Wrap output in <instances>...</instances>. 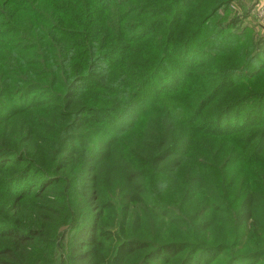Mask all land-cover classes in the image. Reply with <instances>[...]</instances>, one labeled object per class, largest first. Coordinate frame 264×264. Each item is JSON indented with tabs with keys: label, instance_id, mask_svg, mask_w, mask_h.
I'll return each mask as SVG.
<instances>
[{
	"label": "trees",
	"instance_id": "trees-1",
	"mask_svg": "<svg viewBox=\"0 0 264 264\" xmlns=\"http://www.w3.org/2000/svg\"><path fill=\"white\" fill-rule=\"evenodd\" d=\"M94 1L96 10L89 4ZM229 1L105 0L100 6L99 0H0V17L13 4L22 17L32 12L26 28L15 24L12 31L27 45L33 39L43 53L38 79L52 90L35 84L46 93L39 98L61 102L67 90L75 98L80 88L106 106L91 114L108 134L144 103L155 105L151 113L160 112L155 115L166 126H145L147 144L117 158H108L110 151L69 148L63 136L56 158L39 162V149L19 147L30 134L19 144L0 136V264H53V212L46 203L65 183L68 163L79 161L86 176L97 171L100 188L84 186L88 203L84 198L79 210L69 205L77 212L64 247L67 264H264L263 93L226 105L218 100L225 89L262 79L264 36L256 41L250 30L232 32L238 22L217 12ZM114 49L116 60L109 57ZM214 51L235 62L219 76L208 72L213 64L197 63L198 55L210 61ZM183 71H190L192 82L206 77L194 98L186 97L192 82H184ZM122 98L131 106L121 117H107L104 111H118ZM7 105L13 110L17 104ZM21 112L8 111L4 120ZM53 113L62 126L71 117ZM231 142L242 143V151L227 153ZM100 159H109L106 172L96 168ZM109 217L113 228L104 227ZM68 225L69 218L61 228Z\"/></svg>",
	"mask_w": 264,
	"mask_h": 264
},
{
	"label": "rangeland",
	"instance_id": "rangeland-1",
	"mask_svg": "<svg viewBox=\"0 0 264 264\" xmlns=\"http://www.w3.org/2000/svg\"><path fill=\"white\" fill-rule=\"evenodd\" d=\"M92 1L93 0H87V2ZM263 1L264 0H230L228 2V6L225 7L226 11L222 8L217 11L218 16L221 18L227 17L228 19L236 20L238 25L232 32L241 34L244 29H247L248 31L250 30L253 38L257 41L258 38L264 36V12L260 10V8L264 6ZM89 4L93 6L92 8L94 10L98 7V5H93L97 4L96 1ZM98 4L100 6H105L107 3L105 0H99ZM19 10V5L13 4L10 9L11 13H5L4 17H0V34H7L0 35V60L5 61V63H1L0 61V97L9 96V98H0V136L12 138L17 142V144H19V142L25 140V138L30 134L31 141H29L28 144L21 143L19 147L21 146L20 148L23 152L27 150L26 148H31L32 146L33 148L39 149L36 157L39 162H45L48 159L51 160L56 158L54 155L57 152L56 143L60 137L63 138V136H65L63 139H65L69 148L73 147L77 150L82 149L83 152H88V148H94L98 152L102 153L104 151H110L108 158H110L111 155L116 158L123 155L128 156L130 155L129 153L133 151V148L137 147V145L145 146L147 143L144 138H141V134L143 130H145V126L148 125L149 128L151 126L153 127V123H158L160 118H162V115H155L161 114L160 112L154 114L151 113L152 108L155 106L153 104L144 103L140 108L136 110L133 109L130 112L131 116L129 115L130 113L128 114L131 119L126 120L122 125L120 124L121 126L117 127L114 133L108 134L109 131H107V128L96 125L95 119L97 117H94V115L91 114V111L94 110L95 107L106 108V106L95 103V98L89 97L88 93L83 92L80 88L77 89L75 93L81 92V94L75 98L72 96L68 97L67 93L69 90H67L65 94L61 95V102H56L53 99V101L48 103V101L51 100L50 98L38 97V95L46 93L41 87L36 89L35 84H45L44 87L46 89H52L47 82L42 83L38 79L39 76H41L39 75V70L42 69L39 58L41 59V55L43 53L41 52L38 54L39 49L36 45L34 46L33 39H30L31 41L29 45H27L29 42L28 40H21L19 36L15 35L12 31L15 24H17L19 28L24 29V27H27L28 23L32 22V20H29L32 16L31 11H28L27 15H23L22 17ZM226 12L227 14L225 15ZM14 14H18V16L13 18ZM11 18H13V21H18V23H12L10 20ZM26 35H28L27 31ZM249 35L250 33L246 36L248 37ZM250 37L251 35L248 38ZM222 40H224V38ZM209 46H218V43L216 42L215 44H210ZM25 48H28V50L23 51ZM224 49L227 50L228 46L224 45ZM78 51L79 54H82L81 48H79ZM115 53L116 49L109 53V57L116 60ZM213 53V59L210 61H206L202 55H198L197 57V63L213 64L211 69L208 70L211 74L219 76L225 71V69H227L224 68L226 64H229L230 67L235 63H231V61H233L232 56L229 57L223 52L216 53V51H214ZM8 64H10V67L4 70L2 65L7 66ZM71 66L72 65H70V67ZM104 66L105 65L102 63L101 67ZM63 68L61 69L64 71ZM47 70L50 69L47 68ZM104 70H106V68ZM202 70H198V72H201ZM182 74L184 82L186 80L187 82H192V78L187 77V75L190 74V71H183ZM44 76L47 78L50 74L47 73L44 74ZM201 80L204 82L206 77L204 76L203 78L201 77L195 79L190 84L191 87L187 90L186 97L194 98L196 96L197 89L199 88L198 84ZM214 80L217 82L218 77ZM251 93L255 96L263 93L264 98V75L262 76V79L260 78L253 84L245 83L243 86L237 84L232 89H225L223 94L218 97V100H221V102L226 105L232 103L235 99L242 100L251 98ZM12 94L16 95L15 100H12ZM242 96L245 98H240ZM126 99L128 98H122V106L118 111L115 110L111 114L108 110H105L104 113L106 116H115L116 118L121 117V112L125 108H129L131 106V100ZM36 100L40 101L35 102ZM8 103L11 105L17 104L15 106L16 109L11 110L13 107H7ZM42 108H46L47 110L41 111L40 109ZM8 111H23L20 114L22 117L15 115L11 120L5 121L4 118L8 116ZM53 112H59L66 115L70 114L71 117L65 125L62 126L60 121L56 118V114ZM137 112H143V114L148 113V116H137ZM68 123L69 126L67 127ZM29 125H31L32 128H30ZM158 125L160 129L166 127L160 122ZM20 127H24V129H21ZM261 128H264V124L258 127V129ZM97 130H103V133H98ZM26 144L28 147H25ZM93 144L98 145L96 147H90L91 145L93 146ZM241 148L242 143L240 142H231L226 146L227 153H240L242 151ZM90 150V153L93 152V149ZM59 159L60 157H58L57 160ZM248 159H250V157ZM108 160L109 159H100L99 162L95 164L97 170L100 167V170L106 172ZM59 161L56 164V168H58ZM226 161H229V159ZM79 162L81 163H76L75 165L68 163L66 167V174L63 177L65 183L63 185H56L55 194H50L48 197L49 203H46V206L51 208L53 212L49 213L53 229L55 230V235L49 237L51 240V258L53 257V264H67L64 247L68 242L70 224L73 221L72 217L75 216L77 212L76 210H70L69 205L71 202H74L75 206H72V208H77L79 210L82 202L84 203V198L85 204L87 202L86 197L83 196L84 186L96 188V185H100V181L95 180L97 171L91 176H86V173L82 171V168H85L84 163L82 161ZM191 163H193V161ZM61 175L63 174L60 173L59 176ZM105 176L107 175L105 174ZM86 177L91 178L92 181H94L90 182L85 180ZM99 188L100 186L97 189ZM108 190L109 188L105 189V192L107 193ZM90 192L91 191L89 189L87 194H90ZM43 203L45 204V201H43ZM62 204L65 206H62ZM87 206L85 205L86 208ZM95 206L97 205L92 204L95 211L99 210ZM68 218L69 225L61 228ZM110 220V217L104 220L106 223V226H104L105 228H113V222Z\"/></svg>",
	"mask_w": 264,
	"mask_h": 264
},
{
	"label": "built area",
	"instance_id": "built-area-1",
	"mask_svg": "<svg viewBox=\"0 0 264 264\" xmlns=\"http://www.w3.org/2000/svg\"><path fill=\"white\" fill-rule=\"evenodd\" d=\"M264 5V4H263ZM260 10H262L263 12H264V6H262L261 8H260Z\"/></svg>",
	"mask_w": 264,
	"mask_h": 264
},
{
	"label": "crops",
	"instance_id": "crops-1",
	"mask_svg": "<svg viewBox=\"0 0 264 264\" xmlns=\"http://www.w3.org/2000/svg\"><path fill=\"white\" fill-rule=\"evenodd\" d=\"M263 3H264V1H263Z\"/></svg>",
	"mask_w": 264,
	"mask_h": 264
}]
</instances>
